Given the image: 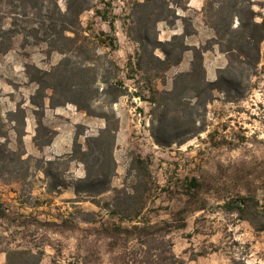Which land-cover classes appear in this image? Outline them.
I'll list each match as a JSON object with an SVG mask.
<instances>
[{
    "label": "rangeland",
    "instance_id": "1",
    "mask_svg": "<svg viewBox=\"0 0 264 264\" xmlns=\"http://www.w3.org/2000/svg\"><path fill=\"white\" fill-rule=\"evenodd\" d=\"M135 1L142 0H92L108 19L93 8L83 11L80 35L87 37L80 36L76 46L63 44L71 49L67 55L72 64L88 65L82 72L76 69L78 76L90 81L85 96L91 98L81 96L80 101L90 103L97 113L113 111L118 118L114 175L109 190L94 199L77 196L70 188L49 190L54 178L29 164L27 168L22 160L27 155L45 159L66 155L46 153V146L33 149L30 140L38 119L43 123L39 139H46L49 129L54 140L64 127H72L74 137L76 126L83 125L84 134L78 137L82 144L85 135L105 124L103 118L87 115L70 102L45 110L43 116L33 112L28 97L34 84L26 76L25 63L49 69L63 55L51 51L46 42L30 38L22 44L20 37L12 49L0 53V141L5 144L0 161V202L5 209L0 217V264H7L6 251L11 249L41 252L40 264H170V250L184 264H264V230H255L222 206L237 195H248L264 213V40L256 73L244 81L249 85L245 96L230 102L217 93L206 106L197 100L195 124L204 130L181 144L162 146L151 135V121L158 117L152 111L151 89L171 88L174 74L190 67L193 52L185 51L166 71L145 63L139 67L135 60L143 23L151 39L165 41L187 32L183 40L190 47L204 46L214 34L205 22L206 0H188L193 6L177 7L166 20L153 22V15L143 23L137 20L142 9ZM58 4L64 9V0ZM252 9L257 20L264 19V0H253ZM100 30L113 37L112 45L100 42ZM154 54L163 57L160 49ZM202 61L209 68L210 63L216 65L217 72L228 59L214 45L203 52ZM216 72L210 78L205 68L206 79H215ZM104 79L117 84L106 88ZM118 91L122 94L113 101ZM18 104L25 110L20 126L6 116ZM170 108L175 114L180 106ZM175 117L173 124L181 128L174 130V139L189 137L183 132L189 128L188 117ZM14 127L24 133L22 147L16 143ZM54 171L66 180L85 172L78 161ZM116 188L128 194H116Z\"/></svg>",
    "mask_w": 264,
    "mask_h": 264
},
{
    "label": "trees",
    "instance_id": "2",
    "mask_svg": "<svg viewBox=\"0 0 264 264\" xmlns=\"http://www.w3.org/2000/svg\"><path fill=\"white\" fill-rule=\"evenodd\" d=\"M142 0L135 1V5L142 9L137 15V20L146 22L147 18L155 15L153 22L166 20L168 12L176 8L186 9L188 0ZM65 7L62 9L58 0H0V53H6L12 49L16 38H21V43H27L31 38L35 42H46L51 51L63 55L61 60L49 69H42L31 63H25L26 76L30 83L34 84V91L30 93L28 101L34 113L43 116L47 105L54 108L67 102L73 103L79 110L87 115L103 118L105 124L95 134L85 135L82 144L78 137L84 134L83 125H77L74 133L72 147L65 157L56 156L53 159L34 157L27 155L25 162L27 168H37L46 177H53L54 181L49 190L58 191L70 188L75 195L83 194L85 197L94 199L101 193L108 191L110 179L114 175L116 162L113 156V149L118 129V118L113 111L95 112L90 103L83 104L81 96H85L90 81H84L83 76L78 72L88 69V65L72 64L69 47H64V42L70 46L77 44L78 38H86L87 35H80L82 26L80 15L83 11L94 9L95 14L107 20V15L100 8L92 4V0H64ZM207 5L203 8L205 22L213 30L214 37L206 42L204 46L190 47L183 38L188 34L183 31L180 34H173L170 39L161 41L157 37H149L146 25L140 30L137 39L139 48L136 51L135 63L141 67L143 63L149 68H160L168 70L177 65L182 54L192 50L193 57L190 67L185 71H178L172 78V86L169 89H151L153 112H158L156 120H152L151 135L154 141L162 146L172 143L181 144L191 136L204 130L203 125L197 126L194 118L196 102L206 106L211 102L217 93L221 94L225 101H237L245 96L249 85H245L252 75L256 73L260 60V44L264 40V19L257 20V13L252 9L253 0H206ZM173 5V6H172ZM158 10V11H157ZM236 21V22H235ZM109 26L114 28L113 19L109 20ZM235 24V25H234ZM98 37L104 45H112L113 37L100 30ZM180 39V40H179ZM218 45L219 51L226 54L228 59L224 67L218 68L216 77L213 80L206 79L205 67L203 65V52L212 46ZM155 49H160L163 57L154 54ZM79 69L80 71H76ZM31 70L33 72L31 73ZM76 71V72H75ZM158 75H156L157 77ZM94 81V77L93 80ZM120 82V81H118ZM106 88L117 83L104 79ZM50 90V93L47 91ZM122 93L118 91L112 99L115 101ZM140 96V93H137ZM185 94V95H184ZM159 95L160 100L156 99ZM89 97H82L87 100ZM180 106L179 113L171 112V106ZM188 117L189 128L183 132L189 137L174 139V130L181 128V125L173 124L174 117L181 118V115ZM10 121L18 122L19 126L24 124L25 110L16 106L14 110L6 113ZM182 124V123H179ZM183 125V124H182ZM43 123L38 119L36 133L32 142L35 147L41 149L50 144L53 135L46 129L48 137L39 139V127ZM16 135V143L22 147L23 131L13 128ZM41 137V136H40ZM5 144L0 141V161L4 159ZM25 154L23 150L20 154ZM19 156V158H20ZM78 161L84 165V175L69 177L67 180L55 172L61 164L68 165L70 162ZM29 164V166H28ZM125 193L122 189H115V193ZM224 209L234 211L239 218L246 219L257 231L264 230V213L259 211L257 204L253 203L248 195H237L233 201H224ZM3 203L0 202V217L4 214ZM116 213V211H113ZM260 216V217H259ZM165 224L168 222L165 221ZM133 228L141 229L138 224ZM130 231V230H128ZM41 252H32L24 249H11L6 251L7 264H40ZM170 264H184V261L176 256L172 250L167 257ZM56 264V263H52Z\"/></svg>",
    "mask_w": 264,
    "mask_h": 264
},
{
    "label": "crops",
    "instance_id": "3",
    "mask_svg": "<svg viewBox=\"0 0 264 264\" xmlns=\"http://www.w3.org/2000/svg\"><path fill=\"white\" fill-rule=\"evenodd\" d=\"M190 6H193L191 4V2L187 3ZM195 8H198L196 5L194 6ZM212 68H209L208 65L205 63V68H206V74L208 75V77L213 78L215 76V72H216V65H213V63L209 64ZM210 75V76H209ZM46 111L51 110V108L46 104ZM44 110V112H45ZM82 114V113H81ZM72 127H64L62 128L60 131H58V136L54 138H52V141L50 142V144L46 145V153H50L53 155H58L61 153H69L70 149H71V144H72ZM32 141V139L30 140ZM33 143V142H32ZM33 149H34V144L32 145ZM190 262V261H189ZM188 262V264H189Z\"/></svg>",
    "mask_w": 264,
    "mask_h": 264
}]
</instances>
